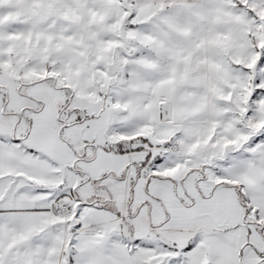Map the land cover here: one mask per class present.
Segmentation results:
<instances>
[{
    "label": "snow or ice",
    "instance_id": "obj_1",
    "mask_svg": "<svg viewBox=\"0 0 264 264\" xmlns=\"http://www.w3.org/2000/svg\"><path fill=\"white\" fill-rule=\"evenodd\" d=\"M0 264H264V0H0Z\"/></svg>",
    "mask_w": 264,
    "mask_h": 264
}]
</instances>
